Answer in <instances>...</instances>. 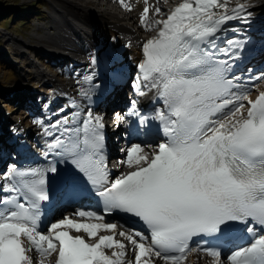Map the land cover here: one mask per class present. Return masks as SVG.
Wrapping results in <instances>:
<instances>
[{
  "label": "snow or ice",
  "instance_id": "snow-or-ice-1",
  "mask_svg": "<svg viewBox=\"0 0 264 264\" xmlns=\"http://www.w3.org/2000/svg\"><path fill=\"white\" fill-rule=\"evenodd\" d=\"M119 2L126 11L132 10L125 0ZM228 2L183 0L166 19L149 23L144 0L140 23L146 31L155 29L156 35L143 43V60L137 67L145 87L163 101V110L151 117L159 123L163 140L128 148L126 158L116 162L126 166L127 173L110 179L102 116L94 117L89 110L77 123L81 116L77 111L71 119L65 116L50 125L53 129L76 125L65 127L44 153L70 157L76 172L69 174L68 184L83 177L101 199L105 214L119 211L138 218L148 235L132 228L117 231L118 225L87 210L74 215L97 223L65 216L41 231V203L51 198L46 173H57V167L54 162L45 169L13 167L0 177L11 181L0 184V264H34L29 255L33 251L41 264L52 253H58L55 264H132L125 260L127 245L134 252V264H184L192 252L206 254L213 264H264V92L249 99L264 74L251 77L248 85L229 75L243 46L228 39V48H217V36L228 21L248 23L251 12L241 3L229 13ZM153 15H163L161 8L156 7ZM216 51L226 59H219ZM133 88L146 94L139 83ZM82 94L89 96L88 91ZM129 115H139L135 101ZM115 119L122 121L121 114ZM147 119L140 117V123ZM149 147L152 151L146 150ZM72 231H82L88 239L101 231L112 235L87 243ZM244 231L251 239L226 257L219 247H202L208 242L205 237L240 238L237 233ZM105 249H112L111 256Z\"/></svg>",
  "mask_w": 264,
  "mask_h": 264
},
{
  "label": "bare ground",
  "instance_id": "bare-ground-1",
  "mask_svg": "<svg viewBox=\"0 0 264 264\" xmlns=\"http://www.w3.org/2000/svg\"><path fill=\"white\" fill-rule=\"evenodd\" d=\"M52 1L61 2L60 4L63 6L64 10H66L65 12L59 13V20L55 21L52 16L53 27H56V33H53L54 38H51L52 36L49 38L55 43H59L63 50L60 49V47L59 49L55 50H47L52 51V53L55 55L54 57L58 58L57 65L61 62L62 65L66 64L64 69V76L66 79L58 81L46 76L45 81L40 85V88H38L43 102L49 101L50 103H55L57 100L56 96H59L63 101H65V105L69 107L67 114L77 111L81 113L77 123L83 121L85 114L89 110H91L92 115L95 117V113L98 114L99 111L98 108L93 109V102L97 97V92L95 89H93L92 85H90V81L86 80L85 78L88 76H91L92 79L98 78L105 75V72L102 70L106 68H109V70L112 71L120 66H123L130 73H132L134 70H137L141 79L139 86L146 93L143 96L138 94V100L135 101L136 111L139 113L140 111H143V109L148 108L147 110H144V112L150 113L146 115L148 119L146 120L145 124L139 125L136 115H129V112L133 108V102L125 98L123 106L124 113L121 115L122 121H118V129L121 134L125 135V139L120 142H131L133 137L131 135V130L135 128H146L151 126L160 131L159 123L151 119V117L155 115L157 110H163L164 105L160 102L161 99L157 96L155 90L145 87L147 82L142 80L141 73L137 67L138 64L142 62L140 58V51H138V46L143 45V42H145L144 40L146 39V37L142 38L140 35H143L144 37L148 33V31H146L140 23V16L143 8L145 7L144 0H125V3L129 4L132 10L124 12L121 10V8H119L121 11L118 10L117 13L120 14V12H122V17L116 13L110 14L106 8V5L108 4H100L104 7V9L100 11H93L82 3L83 0ZM172 1L173 0H148L149 14L147 17V22L150 23L153 21L152 17L154 16L153 13L156 7H160L163 11L167 6L166 3H172ZM236 2H241L248 5L249 12L252 10V7L249 3L251 0H229L227 4L229 12L235 6ZM53 8L54 9L52 12H58L56 7L53 6ZM67 10L73 12L70 13L67 12ZM215 11H217L218 14L221 13L220 9H216ZM263 14L264 12H262L260 15ZM106 15H108L109 18L106 17ZM248 20V23H250V18ZM126 21H128V23L131 22L135 27H129V24ZM258 29L264 28L259 27ZM262 33H264V31H262ZM65 39L68 41V43H65ZM20 48L24 49L25 47L20 45ZM122 49L125 51H122ZM244 50L246 53L250 54L247 49ZM261 55H263V53ZM261 55L255 57L253 61ZM93 58H95V64L92 63ZM35 73L39 75V73L36 71ZM31 81L32 82L30 84L32 86L37 85L34 80L31 79ZM26 87L27 86L23 87V89ZM84 91H88L89 96L85 97L82 94ZM19 92L20 90L16 91L15 93ZM34 92L35 91L33 89L31 94H34ZM257 93L258 92L254 93L255 96ZM251 95H253V93L250 94V96ZM59 112L60 110L58 113ZM46 120L49 121L47 122L49 125H52L57 121V119L53 118L52 113L50 112L47 113ZM65 126L67 125L61 124L60 130L57 128L49 131L48 133H52V135H50V139L46 143L48 144L49 142H52L55 136H60ZM72 127H76V125H72ZM1 128L4 129L5 126L1 124ZM18 132L19 131H17V133ZM27 133L31 134V132ZM45 133L47 134V132ZM65 135H67V133H65ZM152 137L156 138L155 135ZM125 145L126 144L123 146ZM118 158L119 157L117 156V159ZM118 176L119 175L117 174H110V179H115ZM87 203V201L82 202L81 207L87 206ZM52 217L53 219L48 220L47 224H43L41 231L46 232L50 223L59 221L65 217V215H60V213L57 211V213ZM97 222L98 221L94 220L92 223ZM105 222L114 223L111 220H105Z\"/></svg>",
  "mask_w": 264,
  "mask_h": 264
},
{
  "label": "rangeland",
  "instance_id": "rangeland-1",
  "mask_svg": "<svg viewBox=\"0 0 264 264\" xmlns=\"http://www.w3.org/2000/svg\"><path fill=\"white\" fill-rule=\"evenodd\" d=\"M60 3L52 0H0V12H14L12 19L4 22L0 20V120H8L20 131L35 132L36 130L33 126L34 117H31V112L35 102L38 104L42 98L38 88L41 82L45 81L46 76L58 81L66 79L64 75L58 74L64 69L60 66L62 62L55 65L58 58L54 57L52 51L47 50H55L59 47L62 49L59 43L49 39L51 36L54 38L53 35L56 33L52 20H59V13L66 11ZM82 3L93 11L103 10V7L91 0H83ZM249 3L252 7L250 17L255 19L252 22L263 25L264 14H260L264 12V0H251ZM53 6L58 12H52ZM67 12L70 11L67 10ZM128 24L134 26L131 22ZM64 41L68 43L66 39ZM20 45L25 48L21 49ZM31 79L35 81L36 86L30 84ZM25 86L27 87L23 89ZM263 86L264 82L258 81L252 91ZM33 89L35 92L31 94ZM18 90L20 92L15 93ZM2 143L3 141H0V145ZM3 162L5 161L0 156V166L4 164ZM29 255L34 264H41L40 257L34 251ZM189 258L197 264L207 263V260L202 257L190 256ZM48 260V257L43 259L42 264H49ZM127 261L134 264L132 250H130ZM187 262L184 261V264Z\"/></svg>",
  "mask_w": 264,
  "mask_h": 264
},
{
  "label": "trees",
  "instance_id": "trees-1",
  "mask_svg": "<svg viewBox=\"0 0 264 264\" xmlns=\"http://www.w3.org/2000/svg\"><path fill=\"white\" fill-rule=\"evenodd\" d=\"M0 12V20L1 22H4V21H7V20H10V18L12 19V17L14 16V12Z\"/></svg>",
  "mask_w": 264,
  "mask_h": 264
}]
</instances>
